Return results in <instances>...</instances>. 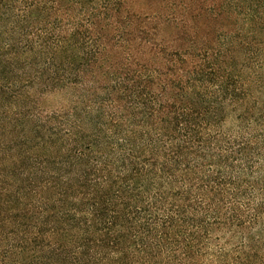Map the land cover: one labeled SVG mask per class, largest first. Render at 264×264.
<instances>
[{
	"label": "trees",
	"instance_id": "trees-1",
	"mask_svg": "<svg viewBox=\"0 0 264 264\" xmlns=\"http://www.w3.org/2000/svg\"><path fill=\"white\" fill-rule=\"evenodd\" d=\"M0 264H264V0H0Z\"/></svg>",
	"mask_w": 264,
	"mask_h": 264
}]
</instances>
